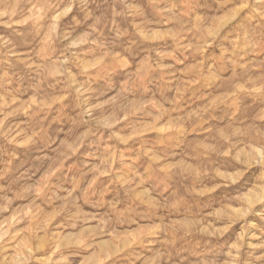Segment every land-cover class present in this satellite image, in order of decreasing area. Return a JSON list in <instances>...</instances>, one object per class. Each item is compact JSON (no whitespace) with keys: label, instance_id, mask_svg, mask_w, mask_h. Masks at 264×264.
Wrapping results in <instances>:
<instances>
[{"label":"rangeland","instance_id":"374dc122","mask_svg":"<svg viewBox=\"0 0 264 264\" xmlns=\"http://www.w3.org/2000/svg\"><path fill=\"white\" fill-rule=\"evenodd\" d=\"M0 264H264V0H0Z\"/></svg>","mask_w":264,"mask_h":264},{"label":"bare ground","instance_id":"6f19581e","mask_svg":"<svg viewBox=\"0 0 264 264\" xmlns=\"http://www.w3.org/2000/svg\"><path fill=\"white\" fill-rule=\"evenodd\" d=\"M224 23H225V22H224ZM224 23H223V24H224Z\"/></svg>","mask_w":264,"mask_h":264}]
</instances>
